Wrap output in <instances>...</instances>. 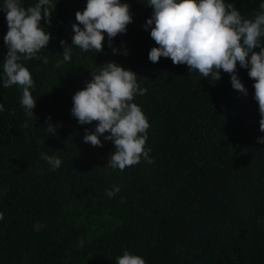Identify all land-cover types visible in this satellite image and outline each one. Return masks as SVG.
<instances>
[{"label":"trees","instance_id":"1","mask_svg":"<svg viewBox=\"0 0 264 264\" xmlns=\"http://www.w3.org/2000/svg\"><path fill=\"white\" fill-rule=\"evenodd\" d=\"M86 2L52 0L51 26L41 21L53 39L40 60L21 61L34 81L28 117L21 87H3L8 28L0 0V264H116L124 251L146 264H264V144L257 143L264 133L248 70L237 65L245 96L223 71L217 82L168 58L152 63L149 0H121L133 22L113 39L117 53L105 34L101 53L73 46L64 62L60 41L71 45L75 13ZM226 3L251 19L264 0ZM111 61L146 89L133 102L150 124L152 164L107 167L114 144L84 143L95 122L82 126L71 115L73 95ZM49 117L55 133L45 130ZM42 153L61 159L60 167L51 170Z\"/></svg>","mask_w":264,"mask_h":264},{"label":"clouds","instance_id":"2","mask_svg":"<svg viewBox=\"0 0 264 264\" xmlns=\"http://www.w3.org/2000/svg\"><path fill=\"white\" fill-rule=\"evenodd\" d=\"M55 7L52 0H38L28 7H24L21 0H4L8 30L3 39L8 51L2 63L3 87H21L20 103L28 117H34L36 107V99L30 91L34 81L21 61L40 60L38 53L53 39L41 21L50 27ZM148 7L153 13L146 21L145 30L151 29L150 37L157 45L149 51L148 59L158 63L161 57L168 58L174 65H186L203 78L211 77L217 82L223 71L229 74L232 88L245 96L247 89L237 75V65L247 69L249 78L254 81L259 130L264 133V44L261 43L264 3L259 5L262 11L251 19L242 16L235 5L226 0H149ZM75 20L71 45L60 41L64 62L71 60L73 46L84 52L101 53L105 34L109 47L117 53L118 50L112 47L113 39L126 33L127 26L133 22L130 5L121 0H87L84 10L75 13ZM123 54L128 55L127 50ZM137 78L132 70L115 61L107 62L99 66L97 72H91V80L72 97L71 115L77 122L82 126L95 122L93 131L85 129L83 142L103 147L101 137L111 141L114 152L109 156L107 167L121 171L140 163L142 158L148 164L154 162L149 156L151 149L146 148L150 124L141 107L133 102L137 94L143 96L146 93ZM3 110L0 104V111ZM50 120L51 117L47 118L45 130L55 133L56 126ZM257 143L264 144V138H258ZM41 158L53 171L62 163L61 159L43 153ZM119 191L116 186L106 190V194L113 197ZM3 218V212H0V220ZM116 264H146V261L124 251L117 257Z\"/></svg>","mask_w":264,"mask_h":264},{"label":"rangeland","instance_id":"3","mask_svg":"<svg viewBox=\"0 0 264 264\" xmlns=\"http://www.w3.org/2000/svg\"><path fill=\"white\" fill-rule=\"evenodd\" d=\"M83 246V244H81V247Z\"/></svg>","mask_w":264,"mask_h":264}]
</instances>
